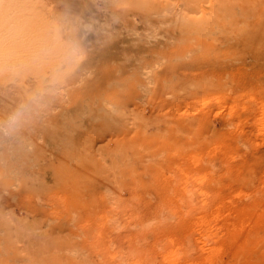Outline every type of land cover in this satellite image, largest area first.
I'll use <instances>...</instances> for the list:
<instances>
[{
  "label": "rangeland",
  "instance_id": "374dc122",
  "mask_svg": "<svg viewBox=\"0 0 264 264\" xmlns=\"http://www.w3.org/2000/svg\"><path fill=\"white\" fill-rule=\"evenodd\" d=\"M30 3L86 59L0 139V264H264V0Z\"/></svg>",
  "mask_w": 264,
  "mask_h": 264
},
{
  "label": "clouds",
  "instance_id": "9594fccd",
  "mask_svg": "<svg viewBox=\"0 0 264 264\" xmlns=\"http://www.w3.org/2000/svg\"><path fill=\"white\" fill-rule=\"evenodd\" d=\"M30 0H0V77L20 87L0 107V139H14L62 96L86 59L81 26L61 16L36 29ZM31 78L34 85L25 84Z\"/></svg>",
  "mask_w": 264,
  "mask_h": 264
},
{
  "label": "bare ground",
  "instance_id": "6f19581e",
  "mask_svg": "<svg viewBox=\"0 0 264 264\" xmlns=\"http://www.w3.org/2000/svg\"><path fill=\"white\" fill-rule=\"evenodd\" d=\"M163 62H164V60L161 57V58H158L157 60L153 61L151 64H149V65L146 64V65H144L141 68L140 80H141V84H142L141 89L144 92V93L142 92L143 94H145L151 88V86L155 84V82H156V76H157L156 75V69ZM145 96H146V94H145ZM142 97H143V95H142Z\"/></svg>",
  "mask_w": 264,
  "mask_h": 264
}]
</instances>
